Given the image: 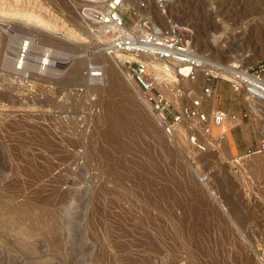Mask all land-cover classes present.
Instances as JSON below:
<instances>
[{
	"label": "rangeland",
	"instance_id": "obj_1",
	"mask_svg": "<svg viewBox=\"0 0 264 264\" xmlns=\"http://www.w3.org/2000/svg\"><path fill=\"white\" fill-rule=\"evenodd\" d=\"M38 1L53 26L0 11V264H264V152L247 153L264 136L263 105L197 143L190 129L168 132L72 6ZM171 14L216 68L231 54L264 59V0H174ZM28 37L78 59L20 93L6 73ZM92 60L105 64L102 83L86 76ZM199 73L170 86L201 88ZM214 86L211 103L244 112L229 81Z\"/></svg>",
	"mask_w": 264,
	"mask_h": 264
},
{
	"label": "built area",
	"instance_id": "obj_2",
	"mask_svg": "<svg viewBox=\"0 0 264 264\" xmlns=\"http://www.w3.org/2000/svg\"><path fill=\"white\" fill-rule=\"evenodd\" d=\"M66 1L99 40L100 51L127 55L122 61L128 74L140 86L168 132L182 127L190 129V137L197 143L200 134L210 132L213 127L239 125L253 114L259 115L261 102H264V59L247 63V56L231 54L227 62L230 70L206 63L196 45L194 26L172 16L174 0ZM157 12L162 18L157 17ZM28 39L22 42L23 46L29 45L25 43ZM26 52L27 48L23 47L22 56ZM39 54L43 67L52 64L55 55L50 47H44ZM61 56L56 58L62 61L59 66L63 68L74 59L72 54ZM199 71L205 73L201 88L194 85L171 88V78L194 83ZM104 72L103 62L97 60L90 61L85 70L94 84L104 81ZM221 77L229 81L233 92L245 103L244 112L231 111L210 102L215 93L214 80ZM255 152H264V136L257 145L247 149L248 154Z\"/></svg>",
	"mask_w": 264,
	"mask_h": 264
},
{
	"label": "bare ground",
	"instance_id": "obj_3",
	"mask_svg": "<svg viewBox=\"0 0 264 264\" xmlns=\"http://www.w3.org/2000/svg\"><path fill=\"white\" fill-rule=\"evenodd\" d=\"M2 1H4L3 3H1L0 4V11L1 12H3V13H6L7 15H18L19 17H22V18H24L25 20H27V21H34V22H37V23H40V24H42V26L44 25V26H46V28H49V27H51V26H53V21H54V18L52 19V18H48V16H46V15H43V12H45V10H46V12H47V9L45 8V7H43V5H39V1L38 0H29V1H27L24 5H23V3L22 2H17V3H14L13 5H10V4H6L5 5V2L7 1V0H2ZM33 3V4H32ZM36 8V9H35ZM51 14V13H50ZM52 16H55V14H51ZM56 20H57V18H55ZM58 21H55V23H57ZM29 23V22H28ZM54 23V24H55ZM80 23L82 24V27H84L87 31H88V34H90V35H93V33H92V31L80 20ZM63 27H66V25L65 26H63ZM67 29H68V34L70 35V36H72L73 38H79L78 37V33H77V31L76 30H74L73 28H70V27H67ZM24 38H26V37H24ZM23 38V39H24ZM29 38V37H28ZM57 40H60V41H62L60 38H57ZM23 41V40H22ZM26 44H29V45H24L23 46V43H22V45H21V47H20V49H19V47H18V49H15V57H13V56H10V55H8V56H10V58H11V60H10V63H11V67H12V69H13V71L12 72H9V73H6V74H9L10 75V79H13V78H18V81L19 82H21V84L24 86V88L23 89H21V91H19L20 93L21 92H23L24 90H26L25 88H28L29 86L31 87V85L30 84H32V83H30L31 81H33V79H35V78H30L31 76H35V75H38L37 77L38 78H43V77H45V73L46 72H53V70H55V68H56V66H59L60 64L62 65V61H59L58 60V58H56V57H62L61 55H63V54H65V53H67V54H71V52L70 51H68V50H65V49H62V48H59L58 50L57 49H55V48H53L52 46H48V47H50L52 50H53V52H54V57L52 58V64L51 65H45V67H43L42 66V63H41V58H42V55L40 56V54H39V52L41 51L42 52V49L44 48V46H42V45H40V44H37V41H35L34 39H32V38H29L26 42H25ZM21 44V43H20ZM85 43H76V45L78 46V47H80L81 45H84ZM38 46V48H40V50L38 51V53H37V55H35V56H31V51L33 50V48H35V47H37ZM15 47V46H14ZM14 47H12V49H14ZM23 47H24V49H26L27 48V52L22 56V50H23ZM64 48V47H63ZM67 49V48H66ZM101 52H103V51H101ZM100 52V53H101ZM106 52V51H105ZM200 52V51H199ZM11 53V52H10ZM97 53H99L98 51H97ZM99 53V54H100ZM107 53V52H106ZM201 53V52H200ZM109 54V53H108ZM202 55H204L205 56V60H206V63H210V64H214V65H218V64H215L214 63V61H213V59H211V57H208V55H206V54H204V53H201ZM109 56L110 57H113L114 58V61L116 60V64H120V66H124V69L126 70V68H125V65L123 64V59L125 58V57H127V55H125V54H123V53H121V52H117V53H113V54H109ZM74 57V62L78 59V56H73ZM37 60H39V61H37ZM72 60V61H73ZM245 60H246V62L247 63H252L253 61H251L250 59L248 60V58L246 59L245 58ZM74 62L71 64V66L74 64ZM12 63H13V65H12ZM17 64H19V65H17ZM122 64V65H121ZM213 65V66H214ZM21 67V68H20ZM222 68V67H221ZM224 69L223 70H225V69H227V70H230L231 69V66H229V65H226L225 67H223ZM10 69V68H9ZM8 69V70H9ZM34 69V70H33ZM66 69V68H65ZM104 69H105V64H104ZM8 70H7V72H8ZM10 71V70H9ZM58 71V70H57ZM126 72H127V70H126ZM4 73H5V71H4ZM3 73V74H4ZM15 73H17L18 75H15ZM106 72H104V74H105ZM43 74H45V75H43ZM51 74V73H50ZM53 74V73H52ZM57 74V73H56ZM108 74H109V77L112 79V80H116L117 79V76H116V74H115V71H112V69L110 70L109 69V72H108ZM126 74V73H125ZM200 74V78H202L203 79V76H202V74L201 73H199ZM2 75V74H1ZM54 75V74H53ZM129 74H126V76H128ZM5 76V75H4ZM3 76V77H4ZM26 77H28V79H27V82H29V83H26ZM49 77H51L50 75H49ZM129 77L131 78V76L129 75ZM9 78V77H8ZM47 78V77H46ZM199 78V79H200ZM3 79H5V78H3ZM110 79V80H111ZM131 79H133V78H131ZM179 79H181V78H179ZM17 80V79H16ZM36 80V79H35ZM50 80V79H49ZM52 80V79H51ZM50 80V81H51ZM111 80V81H112ZM178 79L176 78V77H173V78H171V80L170 81H172L171 83L172 84H175V82L177 81ZM9 81V80H8ZM11 81V80H10ZM14 81V80H13ZM40 81V80H39ZM43 81V80H42ZM41 81V82H42ZM54 81V80H53ZM5 82V81H4ZM7 82V81H6ZM35 82V81H34ZM36 82H38V80L36 81ZM45 82H46V80H45ZM10 83H12L13 84V82H9L8 84H10ZM14 83H16V82H14ZM40 83V82H39ZM43 83V82H42ZM2 84H4V83H2ZM35 84H37V83H35ZM11 85V84H10ZM15 85V84H14ZM14 85H12V86H14ZM117 85V84H116ZM119 85V84H118ZM19 86V85H18ZM34 86V85H33ZM37 86H39V85H37ZM16 86H14V88H15ZM43 87V86H42ZM13 87H12V89H14ZM18 88V87H17ZM20 88V87H19ZM33 88V87H32ZM16 89V88H15ZM142 90V89H141ZM10 91H12V90H10ZM16 91V90H15ZM28 91V90H27ZM38 91V90H37ZM13 92V91H12ZM29 92V91H28ZM143 92V91H142ZM31 93V92H30ZM37 93H39V92H36L35 94H37ZM112 94H114V93H112ZM143 94V93H142ZM143 98H144V102L148 105V107L152 110V111H154L153 110V108H152V106H151V104L147 101V99L145 98V96H144V94H143ZM112 105V104H111ZM261 105H263V107L262 108H264V102H261ZM113 106V105H112ZM261 108V109H262ZM127 109V108H126ZM122 110V109H121ZM128 110V109H127ZM253 110L254 111H256L257 110V107L254 105L253 106ZM113 111H111L110 113H112ZM123 112H124V110H123ZM155 112V111H154ZM116 113H117V111H116ZM156 114V113H155ZM154 114V115H155ZM119 115V114H118ZM116 115H114V117H115ZM157 116V115H156ZM113 117V116H112ZM115 118H118V116L117 117H115ZM114 119V118H113ZM159 119V118H158ZM112 120V119H111ZM117 120V119H116ZM125 120V119H124ZM160 120V119H159ZM160 122H161V120H160ZM162 123V122H161ZM222 127H224V126H222ZM263 160V159H262ZM260 163H262L261 161H259ZM258 162V163H259ZM259 163V164H260ZM264 164V163H263ZM254 166H256L255 164H253ZM262 167H260V168H264V165H262V164H260ZM255 168H257V167H255ZM259 168V167H258ZM238 173V172H237Z\"/></svg>",
	"mask_w": 264,
	"mask_h": 264
}]
</instances>
